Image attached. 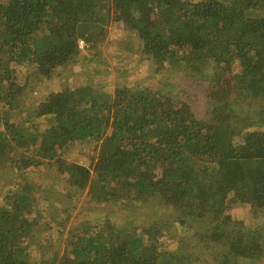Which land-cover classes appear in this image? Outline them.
Instances as JSON below:
<instances>
[{
  "label": "trees",
  "instance_id": "trees-1",
  "mask_svg": "<svg viewBox=\"0 0 264 264\" xmlns=\"http://www.w3.org/2000/svg\"><path fill=\"white\" fill-rule=\"evenodd\" d=\"M114 12L156 69L109 90ZM81 59L106 83L25 103L15 64L51 78ZM173 71L214 82L208 118ZM0 169V264H261L264 222L229 210L264 212V0H0Z\"/></svg>",
  "mask_w": 264,
  "mask_h": 264
},
{
  "label": "rangeland",
  "instance_id": "rangeland-1",
  "mask_svg": "<svg viewBox=\"0 0 264 264\" xmlns=\"http://www.w3.org/2000/svg\"><path fill=\"white\" fill-rule=\"evenodd\" d=\"M140 42L141 40L137 33L128 28L121 20H118L115 12L112 13L107 25L106 37L98 42L97 45L102 48L103 53L110 61V74L107 78L109 90L113 89L116 83H120L121 76L124 73H128L130 82L144 83L148 81L150 75L155 71V62L142 52ZM79 43L81 52L85 54L88 49L86 42L80 40ZM84 61L81 59L78 62L73 61L60 66L55 70L51 78L38 77L34 68L15 64L16 80L24 88L23 99L25 103L29 104L31 108H35L50 92H57L67 88L76 89L81 85L87 84L91 76H96L93 78H98L99 82L106 83L102 73L97 75L87 74L86 69L83 67ZM124 69H128V71ZM167 77L170 84H173L172 93L174 95L187 101L199 118L206 119L209 117V100L211 98L212 85H214V82H211L209 77H191L174 71L167 73ZM38 122L41 126H44L45 117H40ZM76 153L77 148L75 147L68 154H71L70 158H72V156L75 157ZM82 162L90 165L87 157H84ZM13 183L14 180L0 169V202L8 190L13 188ZM229 212H232L235 218L243 219L248 223L251 221L264 222V212L256 211L248 204H233ZM78 214H81V210L76 208L73 210L69 220L72 221ZM176 238L165 236L163 240H167L165 243L166 248L177 249L179 246ZM260 262L263 263L264 260Z\"/></svg>",
  "mask_w": 264,
  "mask_h": 264
}]
</instances>
